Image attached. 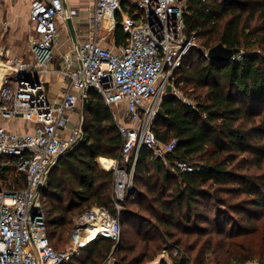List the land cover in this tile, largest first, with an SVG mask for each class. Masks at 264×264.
<instances>
[{
    "label": "built area",
    "instance_id": "built-area-1",
    "mask_svg": "<svg viewBox=\"0 0 264 264\" xmlns=\"http://www.w3.org/2000/svg\"><path fill=\"white\" fill-rule=\"evenodd\" d=\"M192 0H93L87 27H75L71 45L59 55L57 72L66 88L58 102L51 101L37 75L47 72L60 41L78 10L66 0H30L29 24L32 61L6 57L12 71L0 81V116L29 124L24 131L0 127V173L24 176L18 188L0 180V264H64L75 250L87 245L84 234L98 227L97 236L118 240L121 226L116 214L92 207L78 217L72 250L55 249L47 235L41 191L48 173L82 136L81 122L71 114L82 110L83 98L94 92L110 109L122 138L119 158L113 159V199L120 203L133 187V173L142 146L152 150L165 166L176 140L159 141L152 123L172 86L173 73L197 47L194 31L187 33L184 13ZM5 0H0V6ZM109 26L104 25L105 17ZM120 23L127 38L121 45H103ZM5 24V23H4ZM106 34H101V28ZM93 31V33L91 32ZM205 55L207 50H205ZM172 166L192 171L186 162ZM178 255L174 250L173 256ZM113 264V262H107Z\"/></svg>",
    "mask_w": 264,
    "mask_h": 264
},
{
    "label": "trees",
    "instance_id": "trees-1",
    "mask_svg": "<svg viewBox=\"0 0 264 264\" xmlns=\"http://www.w3.org/2000/svg\"><path fill=\"white\" fill-rule=\"evenodd\" d=\"M184 19L186 32L196 34L197 47L188 52L175 70L174 75L179 73V76L173 75L172 84L173 87L179 82L188 84L192 88L188 96L193 102L183 100L173 91L164 95L151 128L162 143L176 140L174 150L167 155L170 164L165 166L152 150L142 146L134 167L133 183L136 189L142 187L143 191L134 188L128 198L136 193L138 198L132 203L137 213L153 219L156 229L162 226L164 235L171 238L174 237L171 227L175 232H190L195 226L193 219L202 217V202L208 199L218 202L217 210L218 206H224L228 213L252 226L251 230L241 231V235L264 232L256 223L264 216V172L251 174L249 166L244 168L241 164L245 154L264 161V116L261 115L264 111V48L257 45L255 49H246L244 42L251 34V23L264 20V0H192ZM126 38L117 23L113 28L114 45L124 44ZM218 43L238 48L240 52L224 62L209 60L199 49L208 50ZM196 60L200 61L193 65ZM121 146L122 138L110 109L90 92L82 136L51 168L41 191L47 235L55 249L58 247L51 239L57 228L71 222L74 208L113 207V171L101 168L98 159L119 158ZM175 160L186 162L192 171L175 168L172 166ZM0 180L7 188H20L24 184V176L15 173L11 176L0 173ZM235 191L245 195L235 204L218 197L219 193ZM113 211L115 214V208ZM135 213L122 210L120 225L139 215ZM222 217L217 216L218 220ZM231 217L226 218L233 229L235 222ZM219 233H224V228ZM59 240L60 237L56 242ZM121 240V233L118 243L98 235L82 249L90 251L99 242L106 245L104 255L112 252L116 256L113 264H140L144 258L126 260L121 254ZM254 257L250 252L233 259L245 264ZM158 264L167 262L161 259Z\"/></svg>",
    "mask_w": 264,
    "mask_h": 264
},
{
    "label": "rangeland",
    "instance_id": "rangeland-1",
    "mask_svg": "<svg viewBox=\"0 0 264 264\" xmlns=\"http://www.w3.org/2000/svg\"><path fill=\"white\" fill-rule=\"evenodd\" d=\"M27 0H18V6L20 7V17H22L27 8ZM82 16V15H80ZM104 25L109 26V22H104ZM252 29H250V35L248 39H245L244 42L246 49H255L257 45L259 48H264V20H255L251 23ZM63 31V29H62ZM249 32V30H248ZM60 38H63L67 35L65 33L60 34ZM113 30L107 35L106 40L103 41L106 43H113ZM68 38V37H67ZM245 38V37H244ZM65 48V45L61 47ZM202 53L206 49L199 48ZM205 54V53H204ZM200 60H196L193 65H196ZM174 75V73H173ZM179 76V73L174 75ZM173 77V76H172ZM172 82V79H171ZM174 94L178 95L183 100L193 102L192 98L188 94L192 93V88L183 82L175 84ZM261 115L264 116V111H261ZM20 120L21 119H14ZM72 123L77 124L81 122V111H75L71 114ZM28 123H25L24 126H19V129H30ZM264 150V147H262ZM264 152V151H262ZM244 160L241 161V164L244 168L249 166V173H259L264 172V161H259L251 154H245ZM99 166L102 168V165L99 163ZM246 169L242 172L244 173ZM10 178H7L9 183ZM136 189L134 186L130 190L132 194L133 189ZM137 191L142 192L143 188L139 187ZM129 194V195H130ZM126 196L123 201H121L120 209H117L115 205L109 206L108 209L112 214L113 208H115V214L119 219L122 210H128V212H136L137 217L131 218L129 221H125L124 224H121V240L120 247L122 248L121 254L126 257V260H130L133 257L141 260L140 264H158L161 259L166 260L167 264H175L181 257L186 258V264H238L235 262L234 256L244 255L246 253L252 252L255 256L251 261L246 262L245 264H264V232L259 231L258 233H247L246 235H241L240 232L245 230H251L252 226L246 225L244 221L238 219L232 214L228 213V210L222 206L217 205L218 202L208 199L201 204V219H193V226L190 228V232H175L176 230L171 227L170 232L174 234V237L169 235H164L162 226L156 229V222L153 219H150L144 213H137V207L133 200L138 198L137 194L134 193L130 198ZM218 197L224 198L228 203H237L240 202L245 195L242 193H219ZM51 204H55L53 200H49ZM96 207L91 205L89 207L81 206L80 209L74 208V211L71 212V222L66 226L57 228L55 236L51 239L52 242L58 247L59 250H72L75 245V239L77 238L76 226L78 224V217L85 211ZM222 210V212H219ZM227 216H232L234 219L235 225L232 229L231 224L227 223L229 219ZM221 214L223 217L218 220L217 216ZM262 214V213H261ZM140 216V217H139ZM209 219V222L205 219ZM255 219V218H254ZM257 224L264 228V216H261L256 220ZM221 225H220V224ZM224 228V233H219V230ZM231 228V229H230ZM51 230V229H50ZM262 232V233H261ZM231 237H228V236ZM96 236L93 235V237ZM60 237V240L56 242L57 238ZM113 240V239H112ZM175 240L178 242L174 243ZM118 240H115L118 243ZM89 243V242H88ZM87 243V244H88ZM119 246L117 244L116 248ZM248 248V249H247ZM106 245L97 242L92 246V250H75L68 262L64 264H107V262H114L116 256L109 252L105 254ZM174 250H178V255L173 256ZM251 250V251H250ZM262 255L260 257L259 255Z\"/></svg>",
    "mask_w": 264,
    "mask_h": 264
},
{
    "label": "crops",
    "instance_id": "crops-1",
    "mask_svg": "<svg viewBox=\"0 0 264 264\" xmlns=\"http://www.w3.org/2000/svg\"><path fill=\"white\" fill-rule=\"evenodd\" d=\"M17 1L18 0H5L3 5L0 6V64H2V68H0V81L3 75L9 74L12 71L9 67L5 66L4 61L6 57H18L26 61H32L33 59L29 46L30 35L32 33L29 24L30 0L26 1L27 8L22 17H20V7ZM66 2L67 7L78 10V15L72 20L75 34V27L88 26V16L93 0H66ZM104 22L107 23V20ZM63 33H65L68 38L66 36L64 39L60 38L59 44L54 49V58L49 64L47 72L36 76V79L42 81L45 92L48 94L50 100L54 102L60 100L62 92L66 88L64 78L57 72L59 68V55L65 49L61 47L65 45L67 49L73 41L69 29H63V31L61 29L60 34ZM91 33H93V31ZM101 34H106V29L104 27L101 28ZM102 44L106 46L114 45V43L104 44L103 41ZM24 124L25 122L23 121L3 119L0 116V127L10 131H24L25 129H19V126H24Z\"/></svg>",
    "mask_w": 264,
    "mask_h": 264
},
{
    "label": "water",
    "instance_id": "water-1",
    "mask_svg": "<svg viewBox=\"0 0 264 264\" xmlns=\"http://www.w3.org/2000/svg\"><path fill=\"white\" fill-rule=\"evenodd\" d=\"M66 22L68 25L70 35L74 39L75 34H74L72 19L70 17H68L66 19ZM239 52H240V49H238V48H228V47H225L222 43H218V44L214 45L213 47H211L207 50L206 57L209 60L228 62V61L232 60ZM171 92H172V86L167 85L166 93L169 94ZM86 104H87V100H86V98H83L82 110H81V129H82V124H83L84 116H85V112H86ZM61 156L62 155H59L58 159ZM175 264H186V258L181 257L177 262H175Z\"/></svg>",
    "mask_w": 264,
    "mask_h": 264
},
{
    "label": "bare ground",
    "instance_id": "bare-ground-1",
    "mask_svg": "<svg viewBox=\"0 0 264 264\" xmlns=\"http://www.w3.org/2000/svg\"><path fill=\"white\" fill-rule=\"evenodd\" d=\"M107 20L109 22V19L108 17L106 16L104 21ZM0 68H2V64H0ZM99 162L100 164L102 165L103 168L109 170L113 167L114 165V160H111V159H107V158H99ZM99 228L96 227V228H93V229H89L87 230V232L84 234V239L86 242H89V240L93 237V235L98 234L99 232Z\"/></svg>",
    "mask_w": 264,
    "mask_h": 264
}]
</instances>
